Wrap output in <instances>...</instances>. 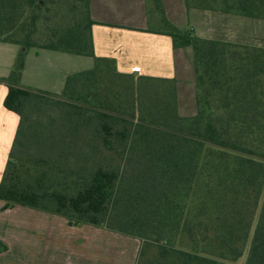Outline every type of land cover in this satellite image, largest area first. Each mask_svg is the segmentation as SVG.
Here are the masks:
<instances>
[{
  "label": "trees",
  "instance_id": "16d2710c",
  "mask_svg": "<svg viewBox=\"0 0 264 264\" xmlns=\"http://www.w3.org/2000/svg\"><path fill=\"white\" fill-rule=\"evenodd\" d=\"M155 2L159 33L192 50V115L180 111L177 79L123 73L96 55L90 0H0V41L21 47L1 79L20 117L3 209L138 239L135 264H239L246 252L243 264H264V47L199 37ZM219 2L264 18V0ZM32 48L94 65L68 75L61 94L24 87Z\"/></svg>",
  "mask_w": 264,
  "mask_h": 264
},
{
  "label": "crops",
  "instance_id": "0c3cea01",
  "mask_svg": "<svg viewBox=\"0 0 264 264\" xmlns=\"http://www.w3.org/2000/svg\"><path fill=\"white\" fill-rule=\"evenodd\" d=\"M219 1L212 3V8H204L198 0L194 5L186 0H162V5L170 22L179 28H192L199 37L264 47V18L225 10ZM152 5V0H90L91 14L96 22L92 27L95 53L99 57L114 59L117 69L123 73L177 79L180 111L184 115H192L196 112L192 50L174 49L172 38L159 33L162 29L161 14ZM151 22L154 26L150 25ZM20 50L17 44L0 41V182L20 122L19 115L4 105L9 88L1 79L10 75ZM67 54L71 53L30 49L26 56L22 85L61 94L68 75L94 65L91 57L83 56L91 61L78 63L75 57ZM56 74L59 83L56 90L32 84L33 81L49 82L48 79ZM186 98L191 99L190 103ZM186 102L190 104L187 108ZM4 204L0 200V218L7 214H29L25 209L28 207L3 209ZM39 211L41 217L35 218L42 222V230L38 232L36 229L34 234L21 232V225L26 223L18 219L0 221V264H107L101 260L92 262L90 256L85 254L81 262H74L68 237L54 228V217L58 215ZM44 214L50 217H44ZM35 218L34 222H37ZM10 222L15 228L8 227ZM33 241L34 244H31ZM94 257L99 259L104 256L99 253Z\"/></svg>",
  "mask_w": 264,
  "mask_h": 264
},
{
  "label": "rangeland",
  "instance_id": "374dc122",
  "mask_svg": "<svg viewBox=\"0 0 264 264\" xmlns=\"http://www.w3.org/2000/svg\"><path fill=\"white\" fill-rule=\"evenodd\" d=\"M152 8L155 6L156 12L160 11L155 0H152ZM151 14L153 12H150ZM161 14V13H160ZM150 25L154 26V23L151 22ZM161 27H163L161 25ZM71 55L72 57H75L76 61L78 63L82 61H91L90 58L83 57V56H77L75 54H67ZM61 69V68H60ZM48 81H43L40 83H35L33 81L35 86H46L48 89L53 88L56 90V85H58V75L56 74L52 79H48ZM32 85V86H34ZM34 89V88H33ZM41 90V89H38ZM48 91V90H45ZM49 92H52L49 90ZM186 100L190 103L191 99L186 98ZM186 102L185 107H189L190 104ZM185 114V113H184ZM27 209V213L24 214L23 212L21 214H7L5 216H2L0 218V221L2 219L5 220H20L19 222H25V225H21L20 229L21 232H25L28 234H34L35 230L41 231L42 228V222L40 223L38 218L35 217H41V212L39 210H35L32 208H25ZM26 213V212H25ZM44 217H50L48 214H44ZM34 218L38 220L37 222H34ZM55 226L54 228H57V231L59 234L68 237V240L71 244V249L73 254V261L79 262L83 255L90 256V260L92 262H95L97 260H101L102 263L107 264H133L135 257L137 256V252L140 246V241L138 239L128 237L122 234H118L115 232H111L107 229L95 227L91 225H80V226H70L67 224L66 220L63 217L55 216ZM24 219V220H23ZM27 220V221H25ZM9 223V228H15L14 224ZM1 224V223H0ZM11 224V225H10ZM18 230V229H17ZM13 231V230H11ZM34 244V241L31 243ZM99 253H101L102 258H95L94 256H97ZM94 257V258H93ZM247 257V252L245 256L242 258L241 262L239 264H243L245 259ZM13 260V259H12ZM68 260H71L70 258ZM81 262V261H80ZM221 264H229L227 262H221Z\"/></svg>",
  "mask_w": 264,
  "mask_h": 264
}]
</instances>
